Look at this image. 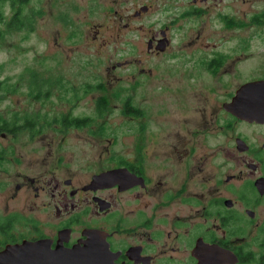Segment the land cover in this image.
Listing matches in <instances>:
<instances>
[{
    "label": "flooded vegetation",
    "instance_id": "flooded-vegetation-1",
    "mask_svg": "<svg viewBox=\"0 0 264 264\" xmlns=\"http://www.w3.org/2000/svg\"><path fill=\"white\" fill-rule=\"evenodd\" d=\"M187 9L213 16L222 33L187 43L204 101L150 100L164 91L162 76L178 73L162 30L148 40L156 64L117 61L108 84L96 75L59 85L70 111L47 124L84 130L102 148L43 143L40 160L18 172L24 154L0 146V170H16L12 182L0 180L9 190L0 197V264H264V0H189ZM174 83L167 95L179 92ZM38 85L33 96L48 97ZM119 93L122 133L105 117L107 96ZM83 96L94 116L73 113ZM36 124L26 116L15 130H31L33 142L43 137Z\"/></svg>",
    "mask_w": 264,
    "mask_h": 264
},
{
    "label": "rangeland",
    "instance_id": "rangeland-1",
    "mask_svg": "<svg viewBox=\"0 0 264 264\" xmlns=\"http://www.w3.org/2000/svg\"><path fill=\"white\" fill-rule=\"evenodd\" d=\"M188 4L189 0H29L23 6L28 25L19 30H8L2 23L0 27L5 33L0 37V64L3 65L0 81L8 78L11 92L0 90V114L6 124H13V131L20 133L14 140L7 134L12 131H0L5 134L4 137L0 134V146L12 144L24 154L21 165L17 166L18 172L27 171L35 159L40 160L36 150L45 151L48 146H42L43 143L50 142V148H60L64 152L102 148V142L93 144L85 140L84 130L71 128L61 133L47 124L51 118L70 111L71 104L62 99L63 89L59 85L81 86L96 75L100 84H108V71L117 61L142 58L144 62L151 60L148 66L156 64L158 57L148 51V40L152 35L161 37L162 30L169 38L166 52L177 55L173 65L178 73L162 76L160 85L156 86H162L164 91L155 93L159 90H154L150 100L185 101L186 105L195 100L198 103L204 101L201 97L203 87L197 81L192 63H188L194 50L187 43L196 37H200L196 42H206L208 38L214 42L222 33L213 16L208 20L202 14H198L203 16L200 18L187 15ZM5 6L3 10L9 16L10 11ZM198 6L204 7V4L201 2ZM246 9L239 5L240 11ZM176 78L185 90L180 86L177 94L167 95L168 87H174ZM191 81L195 82L193 88ZM202 83L206 82L202 80ZM38 84H44L43 91L51 90L48 97L33 96ZM65 95L73 96L69 92ZM121 96V93L107 96L109 109L105 117L111 126L120 128L117 132L122 133ZM92 106V101L83 96L74 105L73 113L94 116ZM37 113L38 116H34ZM26 116L37 120L36 128L41 127L42 139L30 142L28 134L31 130H14L25 122ZM60 138H67V142L58 147L57 142L62 143L58 141ZM117 148H122V141ZM14 173L16 170L11 166L7 171L0 170V180L12 182ZM8 191L0 190V197L7 196Z\"/></svg>",
    "mask_w": 264,
    "mask_h": 264
},
{
    "label": "trees",
    "instance_id": "trees-1",
    "mask_svg": "<svg viewBox=\"0 0 264 264\" xmlns=\"http://www.w3.org/2000/svg\"><path fill=\"white\" fill-rule=\"evenodd\" d=\"M29 0H0V25L4 23L6 29L11 30H19L22 26L28 25V16L23 12V6L27 4ZM6 5V6H5ZM8 7L10 11L9 16L5 15L3 7ZM8 12V11H7ZM26 20H25V18ZM31 18V17H30ZM27 21V22H26ZM28 27V26H27ZM30 28V26H29ZM4 31H2L0 27V37H2ZM3 70V65L0 64V72ZM9 79L6 78L3 81H0V90H4V92H11L8 90L10 86ZM12 123L6 124V120L0 114V131H12ZM15 130V129H14Z\"/></svg>",
    "mask_w": 264,
    "mask_h": 264
},
{
    "label": "water",
    "instance_id": "water-1",
    "mask_svg": "<svg viewBox=\"0 0 264 264\" xmlns=\"http://www.w3.org/2000/svg\"><path fill=\"white\" fill-rule=\"evenodd\" d=\"M142 10H145V7H142Z\"/></svg>",
    "mask_w": 264,
    "mask_h": 264
}]
</instances>
